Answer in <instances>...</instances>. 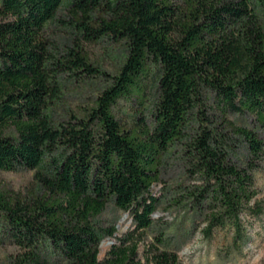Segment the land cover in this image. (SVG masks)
I'll list each match as a JSON object with an SVG mask.
<instances>
[{
    "label": "trees",
    "instance_id": "obj_1",
    "mask_svg": "<svg viewBox=\"0 0 264 264\" xmlns=\"http://www.w3.org/2000/svg\"><path fill=\"white\" fill-rule=\"evenodd\" d=\"M54 21L71 36L59 52L44 34ZM87 43L109 47L113 73L93 66ZM149 79L151 126L125 129L113 109L122 98L140 101ZM70 84L93 88L82 110L65 107ZM208 96L222 116L214 127L205 123ZM227 114L250 115L264 129V0H0V171L33 172L24 192L0 186L12 264H141L137 236L156 209L149 191L175 153L200 184L183 198L205 208V234L227 227L233 245L243 242L240 215L256 195L264 147ZM232 135L245 144L243 165ZM110 203L133 229L99 261L102 237L115 234L97 224ZM163 240L146 260L179 264Z\"/></svg>",
    "mask_w": 264,
    "mask_h": 264
},
{
    "label": "rangeland",
    "instance_id": "obj_2",
    "mask_svg": "<svg viewBox=\"0 0 264 264\" xmlns=\"http://www.w3.org/2000/svg\"><path fill=\"white\" fill-rule=\"evenodd\" d=\"M65 14L66 11L61 8L57 12V18H64ZM44 34L53 52L62 51L65 45H72L70 31L55 21L45 25ZM84 47L93 66H98L107 73L114 72L116 61L109 55V47L105 43H87ZM150 81L149 79L140 101L134 97L122 98L114 107L115 116L125 129H131L140 122L145 126H151L157 94L153 82ZM92 89L90 86L70 84L64 97L65 107L82 110L90 104ZM208 98L204 112L207 122H204L206 126L214 127L220 124L222 116L214 109V103L209 96ZM226 119L237 127L253 131L263 142L264 147V129L252 116L227 114ZM7 134L14 135V132L11 130ZM231 137L236 145V150L232 154L233 160L243 165L245 160L243 139L233 135ZM184 169L182 160L175 153L164 161L158 182L150 188L149 194L156 200V209L151 217L152 226L137 236V259L141 264H151L146 260V250L151 244H156L155 238L160 234L163 235L164 247L175 252L179 264H264V156L252 173L256 195L240 215L241 232L245 237L237 246L233 245V230L227 227L215 229L209 236L205 234L203 231L207 223L205 208L199 213L191 200L183 198L186 189L193 184L196 186L200 184L189 178ZM32 181V171L22 169L0 171V186L3 189L24 192L30 188ZM97 224L103 231L115 228L112 238L103 236L101 239L98 248L100 261L118 239L133 229V222L128 213L116 209L110 203L97 219ZM16 254L17 249L0 234V264H12Z\"/></svg>",
    "mask_w": 264,
    "mask_h": 264
}]
</instances>
